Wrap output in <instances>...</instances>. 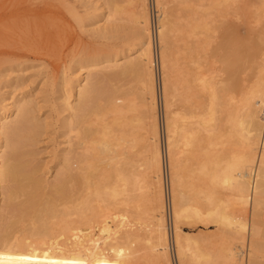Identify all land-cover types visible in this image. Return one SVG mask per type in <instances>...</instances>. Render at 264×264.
<instances>
[{"label": "bare ground", "instance_id": "bare-ground-1", "mask_svg": "<svg viewBox=\"0 0 264 264\" xmlns=\"http://www.w3.org/2000/svg\"><path fill=\"white\" fill-rule=\"evenodd\" d=\"M126 1L137 27L129 52L80 66L101 71L115 62L111 72L64 83V127L74 134V149L61 154L66 166L55 180L38 174L25 149L34 137L18 134L30 100L0 112V264H173L170 206L180 264H241L246 236L249 264H263L264 9L236 48H212L217 16L250 1L176 0L185 11L178 16L171 0H155L159 78L148 0ZM105 3L106 20L114 22L123 2ZM133 77L139 89L123 85ZM236 206L250 208L252 220Z\"/></svg>", "mask_w": 264, "mask_h": 264}, {"label": "rangeland", "instance_id": "rangeland-1", "mask_svg": "<svg viewBox=\"0 0 264 264\" xmlns=\"http://www.w3.org/2000/svg\"><path fill=\"white\" fill-rule=\"evenodd\" d=\"M121 1L124 11L114 22H107L105 15L110 8L107 7L105 0H0V112L9 102L21 98L30 100L28 121L18 134L34 137L32 142H26L28 147L25 149L32 153L30 159L33 165L39 168L38 174L50 182L55 180L57 173L64 170L66 166V163L61 161V154L64 152L70 154L74 149V134L66 132L64 127V121L69 115V111L64 107V101L60 99L65 91L64 83L70 82L76 75L83 74L92 77L90 72L94 75L111 72L114 70L115 62L107 64L105 67L108 68L104 67L105 69L101 71H92L89 68L80 69V66L105 55L112 57L122 55V53L125 55L130 50L127 42L132 40L130 36L134 34L136 31L134 28L137 29V27H134L135 24L130 18L127 19V15L135 9L130 10L131 5L128 6V1ZM243 1V3L239 2L240 7L246 4L245 0ZM246 1H250L252 6L243 5L244 8L238 10L232 6L223 12V16H217L216 29L210 41L212 48L223 44L234 49L238 45V36L241 38L248 36V22L251 21L252 25L256 26V19L264 9L261 7L262 0ZM154 5L156 6L155 0ZM170 9L178 16L185 15L180 1L171 0ZM148 14L152 20L151 0H148ZM104 27L107 29L104 30V34H101L99 30ZM252 38L255 44H260L256 36ZM160 44L157 36L158 56L155 54V40L153 41V52L158 67L160 66L158 58ZM180 45L183 46V38ZM154 69L156 72L157 66ZM162 71L164 78V70ZM157 74L160 78V67ZM135 78L137 77L123 80V85L128 87V84L133 82L132 87L139 89L138 79ZM72 86L70 83L67 85L68 91L73 92ZM158 99L159 118L161 117L159 121L161 123L162 120L163 130L164 113L160 85ZM70 102L73 105L77 102L74 92ZM163 135L164 130L162 131L163 142L160 138V144L165 149ZM69 141L73 142L72 147ZM64 148L67 150L63 151ZM166 159L163 186L167 191L169 186L170 192L169 166ZM2 204L3 196L0 195V207ZM235 209L244 219L252 220L250 208L236 206ZM171 213V206L170 209L167 207L166 223L169 224L168 228L171 231L169 252L173 264H180L172 234L174 226ZM262 214L264 216V213ZM262 222L264 226V217ZM185 226L194 229L197 227L194 224H185ZM211 229L214 230L215 227ZM241 245L240 263L249 264L250 240L248 236L244 238ZM260 261L264 264V257Z\"/></svg>", "mask_w": 264, "mask_h": 264}, {"label": "built area", "instance_id": "built-area-1", "mask_svg": "<svg viewBox=\"0 0 264 264\" xmlns=\"http://www.w3.org/2000/svg\"><path fill=\"white\" fill-rule=\"evenodd\" d=\"M151 8H152V22H153V27H155L154 28V31H155L156 25H157V17H156L157 10H156V6L154 5V0H151ZM155 33H156V31H155ZM155 54H156V56H158V48H156V44H155ZM158 69H159V67H158ZM169 199L170 198L168 196V201H169Z\"/></svg>", "mask_w": 264, "mask_h": 264}]
</instances>
